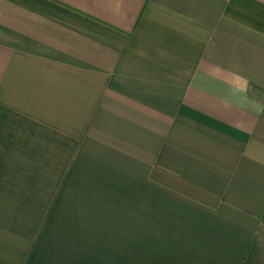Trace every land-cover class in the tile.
<instances>
[{"label":"crops","instance_id":"0c3cea01","mask_svg":"<svg viewBox=\"0 0 264 264\" xmlns=\"http://www.w3.org/2000/svg\"><path fill=\"white\" fill-rule=\"evenodd\" d=\"M0 264H264V0H0Z\"/></svg>","mask_w":264,"mask_h":264}]
</instances>
